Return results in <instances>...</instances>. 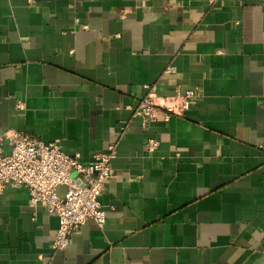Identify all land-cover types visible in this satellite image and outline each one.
<instances>
[{"label":"crops","instance_id":"crops-1","mask_svg":"<svg viewBox=\"0 0 264 264\" xmlns=\"http://www.w3.org/2000/svg\"><path fill=\"white\" fill-rule=\"evenodd\" d=\"M148 85L198 98L147 124ZM10 131L83 164L115 143L117 156L105 227L87 222L61 251L59 220L7 187L0 264H264V0H0Z\"/></svg>","mask_w":264,"mask_h":264},{"label":"built area","instance_id":"built-area-1","mask_svg":"<svg viewBox=\"0 0 264 264\" xmlns=\"http://www.w3.org/2000/svg\"><path fill=\"white\" fill-rule=\"evenodd\" d=\"M146 88L147 95L135 115L147 124L160 118L168 122L172 117H182L198 98L197 91H190L169 103L158 96L156 85ZM22 107L20 103L18 108ZM158 148L159 142L150 140L146 152L152 155ZM116 156L115 143L107 153L94 155L90 163L83 164L79 154L64 153L60 141L47 144L24 132L10 131L0 138V195L7 187L26 189L32 209L42 208L59 220L52 249L64 250L87 222L93 221L100 229L105 227L107 213L100 197L113 176ZM60 187L66 188L63 197L58 195Z\"/></svg>","mask_w":264,"mask_h":264},{"label":"water","instance_id":"water-1","mask_svg":"<svg viewBox=\"0 0 264 264\" xmlns=\"http://www.w3.org/2000/svg\"><path fill=\"white\" fill-rule=\"evenodd\" d=\"M8 152H9V151H8V149L6 148V153H8ZM65 193H66V188H64V187H60L59 190H58V195L61 196V197H63Z\"/></svg>","mask_w":264,"mask_h":264}]
</instances>
